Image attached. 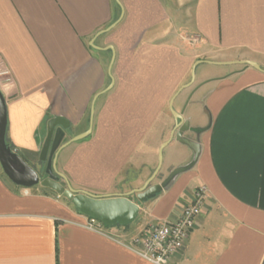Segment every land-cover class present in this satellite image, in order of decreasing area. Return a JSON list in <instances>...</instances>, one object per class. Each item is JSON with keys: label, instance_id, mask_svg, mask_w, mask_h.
<instances>
[{"label": "crops", "instance_id": "obj_1", "mask_svg": "<svg viewBox=\"0 0 264 264\" xmlns=\"http://www.w3.org/2000/svg\"><path fill=\"white\" fill-rule=\"evenodd\" d=\"M0 61L12 77L1 90L10 145L38 158L47 120L64 117L55 169L75 190L143 187L166 142L161 179L149 182L160 183L193 158L172 136L185 120L200 146L155 196H128L139 205L132 222L100 231L54 190L15 185L0 166V264H153L128 243L176 219L201 184L208 196L168 264H261L264 0H0Z\"/></svg>", "mask_w": 264, "mask_h": 264}, {"label": "water", "instance_id": "obj_2", "mask_svg": "<svg viewBox=\"0 0 264 264\" xmlns=\"http://www.w3.org/2000/svg\"><path fill=\"white\" fill-rule=\"evenodd\" d=\"M251 64L254 63L251 62ZM177 118L179 120L181 119L179 116ZM6 126V102L0 90V166L7 178L20 187L31 188L36 185L48 187L69 200L80 213L98 220L107 227H112L116 224L126 225L132 222L139 212V205L128 196L131 193H135L138 202L152 198L162 189L166 188L179 173L191 168L196 162L200 151V146L197 141L191 140L183 135L185 130L190 129L188 121L185 120L176 126L172 136L193 151L191 161L172 169L160 183L149 184L161 165L162 149L166 144L164 142L158 151L156 169L143 187L134 189L125 195L96 196L86 191L75 190L70 185H65L59 180L60 177L64 178V176L56 171L55 159L59 149L62 147V145L57 146L63 138V129L69 126L68 120L61 116H53L47 120L46 134L38 154L39 160H46V167L44 169L46 176L43 178H40L37 170L29 165L16 149L7 145L5 142ZM191 130L198 131L195 128H191ZM89 133L90 129L73 136L68 142L79 140ZM261 264H264V256Z\"/></svg>", "mask_w": 264, "mask_h": 264}, {"label": "built area", "instance_id": "obj_3", "mask_svg": "<svg viewBox=\"0 0 264 264\" xmlns=\"http://www.w3.org/2000/svg\"><path fill=\"white\" fill-rule=\"evenodd\" d=\"M11 83L10 71L0 61V90ZM27 192L25 189L24 193ZM207 196V186L199 185L176 219L151 225L145 233L133 237L128 246L153 264H168L170 257L185 244ZM86 226L98 231L103 229V224L91 217H88Z\"/></svg>", "mask_w": 264, "mask_h": 264}, {"label": "rangeland", "instance_id": "obj_4", "mask_svg": "<svg viewBox=\"0 0 264 264\" xmlns=\"http://www.w3.org/2000/svg\"><path fill=\"white\" fill-rule=\"evenodd\" d=\"M183 38H184V40H186V39H188L190 42H193L192 40H194V39H192L193 38V34H190V33H184V35H183ZM203 65H206V64H203ZM199 70H197L196 72H195V78H196V73L198 72ZM214 72V71H213ZM216 74V73H215ZM182 108H184V105H182ZM188 109V108H187ZM186 110V109H185ZM69 129H70V127H68L67 128V132L69 131ZM154 134H151L150 136H149V138L150 137H152ZM147 139L146 141H150V139ZM153 140V137L151 138V141ZM178 146L179 147H181L182 145L181 144H178ZM168 149V150H167ZM166 150H165V152H164V157H163V164H162V166H161V171L162 172H164V171H166V165H167V154H168V151H169V148H167ZM181 157V158H180ZM183 157L181 156V154L180 153H175V158L174 159H178V160H180V159H182ZM26 161H27V163L29 164V165H31L32 167L34 166L38 171H43L44 169H45V167H46V162H45V164L43 163L44 161H41V160H39L37 157H34V158H32V159H26ZM55 167H56V169H57V164H56V162H55ZM2 171V170H1ZM130 174H128V171H125V173L123 174V177H125V176H128L127 178H129L130 176H129ZM161 176H162V174L161 173H159V171L157 172V174H156V176H155V178L151 181V183L152 182H154V181H156V180H160L161 179ZM40 189H42L40 186H38ZM32 188V187H31ZM61 196V195H60ZM62 198L61 199H63V200H65V198L63 197V196H61Z\"/></svg>", "mask_w": 264, "mask_h": 264}, {"label": "flooded vegetation", "instance_id": "obj_5", "mask_svg": "<svg viewBox=\"0 0 264 264\" xmlns=\"http://www.w3.org/2000/svg\"><path fill=\"white\" fill-rule=\"evenodd\" d=\"M45 162H46V160L43 162L44 164H45ZM34 167V166H33ZM35 168V167H34ZM36 169V168H35ZM37 170V169H36ZM37 172L39 173V175H40V178H43V177H45L46 176V174L44 173V170L43 171H38L37 170Z\"/></svg>", "mask_w": 264, "mask_h": 264}, {"label": "trees", "instance_id": "obj_6", "mask_svg": "<svg viewBox=\"0 0 264 264\" xmlns=\"http://www.w3.org/2000/svg\"><path fill=\"white\" fill-rule=\"evenodd\" d=\"M5 142L7 143L8 146H10L11 148H13L12 145H10V143H9V141H8V138H7L6 134H5ZM21 157H23V156H21ZM23 159H25V158L23 157ZM25 160H26V159H25Z\"/></svg>", "mask_w": 264, "mask_h": 264}]
</instances>
